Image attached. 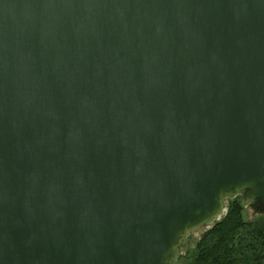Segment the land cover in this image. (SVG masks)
Here are the masks:
<instances>
[{
  "label": "water",
  "instance_id": "water-1",
  "mask_svg": "<svg viewBox=\"0 0 264 264\" xmlns=\"http://www.w3.org/2000/svg\"><path fill=\"white\" fill-rule=\"evenodd\" d=\"M264 213V0H0V264H175Z\"/></svg>",
  "mask_w": 264,
  "mask_h": 264
},
{
  "label": "trees",
  "instance_id": "trees-1",
  "mask_svg": "<svg viewBox=\"0 0 264 264\" xmlns=\"http://www.w3.org/2000/svg\"><path fill=\"white\" fill-rule=\"evenodd\" d=\"M245 194L228 200V211L202 233L180 264H264V216L245 219Z\"/></svg>",
  "mask_w": 264,
  "mask_h": 264
},
{
  "label": "rangeland",
  "instance_id": "rangeland-1",
  "mask_svg": "<svg viewBox=\"0 0 264 264\" xmlns=\"http://www.w3.org/2000/svg\"><path fill=\"white\" fill-rule=\"evenodd\" d=\"M231 198H234V197H231ZM231 198H229V199H231ZM228 200L225 203L227 211H228ZM244 204H245L244 206H245V219L246 220L252 221L254 219H257L259 217L264 216L263 212L257 211L256 208H254L253 206H247L245 199H244ZM227 211H226V213H227ZM213 225L214 224H211L208 227H201V228L195 230L194 232L190 233L188 235V237H186L182 242L181 249H180V253H181L180 256L184 255L187 251L195 250L196 243H197L198 239L201 237L202 233L205 232L206 230L210 229ZM176 261H175V264H180Z\"/></svg>",
  "mask_w": 264,
  "mask_h": 264
}]
</instances>
